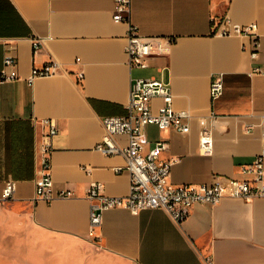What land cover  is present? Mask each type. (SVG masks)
Instances as JSON below:
<instances>
[{"label":"crops","instance_id":"0c3cea01","mask_svg":"<svg viewBox=\"0 0 264 264\" xmlns=\"http://www.w3.org/2000/svg\"><path fill=\"white\" fill-rule=\"evenodd\" d=\"M115 4L0 0V72L11 56L20 75L0 80V200L6 180H15L10 200L24 206L29 238L62 245L69 253L96 249L120 264H208L209 258L213 264H264V197L196 204L181 222L163 208L138 213L109 208L96 237L89 235V185L103 182L108 195L130 191L129 171L115 170L125 165L124 156L106 155L96 144L104 133L103 117L126 113L134 78H162L172 88L174 107L191 112L189 132L145 128L146 151L158 139L167 141L160 158L174 159V184L219 178L229 185V179L244 177L240 166L264 147V0H131L130 22L141 34L174 38L169 54L150 57L144 67L129 62L124 49L129 23L113 20ZM224 16L233 23H258L256 59L251 35L215 33L214 23ZM33 37L44 38L36 51ZM52 60L60 70L29 84L32 67ZM254 66L263 71L250 74ZM219 77L223 90L213 97L211 84ZM152 103L156 109L161 100ZM211 113L219 116L214 148L203 154L200 134ZM43 118H53L58 127L51 153L55 188L71 189L70 196L35 199L37 146L48 130L39 122Z\"/></svg>","mask_w":264,"mask_h":264},{"label":"built area","instance_id":"2783aa9c","mask_svg":"<svg viewBox=\"0 0 264 264\" xmlns=\"http://www.w3.org/2000/svg\"><path fill=\"white\" fill-rule=\"evenodd\" d=\"M131 0H116L113 12L115 22L129 23L127 42L124 46L131 65L144 67L148 65L150 57L164 55L171 52L174 38L170 36H145L140 33L136 24L130 22ZM215 33L221 36L251 35L256 46L251 51L252 59L259 56L258 23H233L229 16L222 17L214 23ZM43 37H33V48L38 50ZM245 47V45H243ZM60 70V63L56 60L48 61L41 66H33L27 81L33 84L38 77L50 76ZM263 71L262 67L254 66L249 72ZM16 62L11 56H5L0 80L6 81L19 78ZM82 80L84 72H77ZM221 78H216L211 84V95L216 97L222 93ZM159 98L160 105L153 107V100ZM174 94L169 83L158 77H136L131 84L130 97L126 103V113L107 115L102 119L104 133L97 142L96 149L106 155L120 154L126 159L123 166L115 167L121 172L130 173V191L127 195H108L104 192L101 181L92 182L87 189V198L91 201L89 235L95 236V229L102 222L103 211L109 208H127L138 213L145 208H163L167 210L176 222L184 220L196 204L214 205L224 197H237L246 200L264 197V147L255 158L240 166L242 178L229 179V185L219 178L212 182L174 184L171 181V168L174 159L163 160L161 152L167 147V141L158 139L147 151L148 138L145 128L156 125L160 130L172 128L182 132H189L191 112L188 109H176L173 104ZM219 116L211 113L201 130L199 148L203 154H211L214 148V129ZM39 122L48 126V130L39 141L37 150L40 164V176L37 179L35 199L52 200L56 196H70L71 189L56 190L51 173L52 137L58 132L53 118H43ZM251 125L245 126L250 132ZM126 137V141L119 138ZM225 179V178H224ZM16 182L6 180L2 190V200L13 198ZM208 264H213L208 259Z\"/></svg>","mask_w":264,"mask_h":264},{"label":"rangeland","instance_id":"374dc122","mask_svg":"<svg viewBox=\"0 0 264 264\" xmlns=\"http://www.w3.org/2000/svg\"><path fill=\"white\" fill-rule=\"evenodd\" d=\"M24 214L23 205L0 200V264H120L96 249L79 247L69 253L62 245L45 244L44 239L34 242L29 238Z\"/></svg>","mask_w":264,"mask_h":264}]
</instances>
